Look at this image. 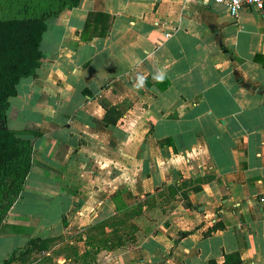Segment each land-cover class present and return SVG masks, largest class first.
<instances>
[{"label": "crops", "instance_id": "obj_1", "mask_svg": "<svg viewBox=\"0 0 264 264\" xmlns=\"http://www.w3.org/2000/svg\"><path fill=\"white\" fill-rule=\"evenodd\" d=\"M39 44L4 110L32 155L0 264L43 237L9 264H76L88 225L127 213L133 243L81 263L264 264V3L75 0Z\"/></svg>", "mask_w": 264, "mask_h": 264}, {"label": "trees", "instance_id": "obj_2", "mask_svg": "<svg viewBox=\"0 0 264 264\" xmlns=\"http://www.w3.org/2000/svg\"><path fill=\"white\" fill-rule=\"evenodd\" d=\"M73 3L75 0H53L46 7L39 9L36 15L25 18L8 15L0 17V117L2 112L5 117L7 98L17 92L20 79L30 75L43 58L39 41L47 25V19L59 13L64 7H71ZM19 133L29 131L0 128V180L11 178L8 187L12 189V195H16L15 197L24 187L32 155L31 141L26 137H20ZM9 205L10 203L2 213L0 212V223L4 220ZM33 240L29 239L27 248L22 252H12L9 259L1 264H9L17 254L22 255L35 250L36 243ZM42 241H46V238L39 240ZM121 244L111 245L110 248Z\"/></svg>", "mask_w": 264, "mask_h": 264}, {"label": "rangeland", "instance_id": "obj_3", "mask_svg": "<svg viewBox=\"0 0 264 264\" xmlns=\"http://www.w3.org/2000/svg\"><path fill=\"white\" fill-rule=\"evenodd\" d=\"M53 0H0V17L1 16H17L20 18H25L31 15H36L38 13V10L46 7L49 5ZM9 179V180H8ZM8 179L0 180V212L2 213L5 208H7L8 204L12 203L13 200L16 198V195H12V189L8 187V183L11 180L9 177ZM12 181V180H11ZM176 189H168V193H174ZM27 194L23 195V200L26 201ZM25 202H22V205L24 206ZM135 224H133L131 215L124 214L120 216H116L114 218H111L104 221H99L95 224L88 225L85 231V240L90 243L89 250L92 253H96L99 250H107L110 248L111 245L115 244H131L133 243L135 239ZM105 227V228H104ZM104 229H107L108 231H105ZM71 240L74 242V239L76 238V234L72 237ZM58 240L52 239V238H46V241L38 242L36 243V249L31 250L29 254L24 255L23 257H20L18 260L21 263H29L33 259L39 258L41 255L42 247L44 249L50 248V246L53 244V241ZM63 244V243H62ZM65 244V243H64ZM63 244V245H64ZM68 245V244H67ZM122 245V244H121ZM61 246V245H59ZM59 246L52 249V252L55 250H59L64 248V245L62 248ZM71 247L66 248L67 253L72 257L73 260L76 261V264H83L81 263L83 260H89L91 257L90 253L87 255L86 259H83L82 256L78 257L75 252V247L73 243L70 245ZM6 250V247L2 249L1 252ZM51 252V253H52ZM2 254V253H1ZM50 254V253H49ZM48 254V255H49ZM50 256H46L42 259H47Z\"/></svg>", "mask_w": 264, "mask_h": 264}, {"label": "built area", "instance_id": "obj_4", "mask_svg": "<svg viewBox=\"0 0 264 264\" xmlns=\"http://www.w3.org/2000/svg\"><path fill=\"white\" fill-rule=\"evenodd\" d=\"M214 2L221 3L228 9L231 15L237 16L238 12L247 6L260 7L264 0H213Z\"/></svg>", "mask_w": 264, "mask_h": 264}, {"label": "water", "instance_id": "obj_5", "mask_svg": "<svg viewBox=\"0 0 264 264\" xmlns=\"http://www.w3.org/2000/svg\"><path fill=\"white\" fill-rule=\"evenodd\" d=\"M6 119L4 117V113L2 112V117H0V128L5 129L6 128Z\"/></svg>", "mask_w": 264, "mask_h": 264}]
</instances>
